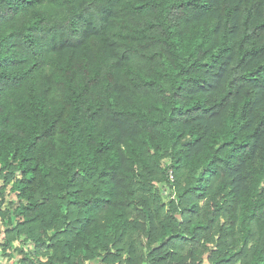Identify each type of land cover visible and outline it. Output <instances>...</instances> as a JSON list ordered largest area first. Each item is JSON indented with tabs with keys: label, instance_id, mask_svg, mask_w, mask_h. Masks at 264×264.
I'll return each mask as SVG.
<instances>
[{
	"label": "trees",
	"instance_id": "1",
	"mask_svg": "<svg viewBox=\"0 0 264 264\" xmlns=\"http://www.w3.org/2000/svg\"><path fill=\"white\" fill-rule=\"evenodd\" d=\"M0 220L15 264H264V0H0Z\"/></svg>",
	"mask_w": 264,
	"mask_h": 264
},
{
	"label": "rangeland",
	"instance_id": "2",
	"mask_svg": "<svg viewBox=\"0 0 264 264\" xmlns=\"http://www.w3.org/2000/svg\"><path fill=\"white\" fill-rule=\"evenodd\" d=\"M170 189L169 188H163L162 189V194H163V197L165 198V202L168 201L169 199V196H170ZM9 198V197H8ZM8 199L6 200V203L5 205L2 207L3 209H6L9 207V203H8ZM3 233H4V227L3 225L1 224V220H0V242H3L4 239L2 238L3 237ZM15 245H18V241H15L14 243ZM28 249L31 250V252L35 249V246L34 244H29L28 245ZM15 256L17 257H20L21 255L19 253H15ZM43 260L46 259V256L42 257ZM0 264H15L14 262V259L13 258H8V257H5L2 255V249L0 247ZM206 264H208V262H206Z\"/></svg>",
	"mask_w": 264,
	"mask_h": 264
}]
</instances>
